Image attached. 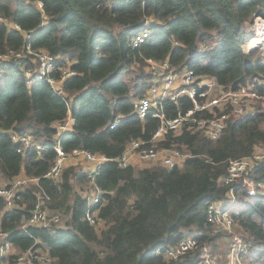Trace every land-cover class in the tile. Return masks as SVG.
<instances>
[{
	"label": "trees",
	"instance_id": "trees-1",
	"mask_svg": "<svg viewBox=\"0 0 264 264\" xmlns=\"http://www.w3.org/2000/svg\"><path fill=\"white\" fill-rule=\"evenodd\" d=\"M0 3L14 24L0 23V53L30 44L60 55L58 66L69 61L75 71L64 80L65 94H57L45 81L28 83L24 68H36L33 55L0 61V179L39 177L21 190L20 207L6 209L0 197V237L5 234L20 252L47 250L52 256L48 264H196L204 244L225 259L219 240L226 244L228 236L208 222L207 209L214 201L229 199L231 186L222 177L230 160L264 145L261 112L232 118L217 139L186 128L169 133L163 144L175 143L190 153L182 166L121 167L114 158L130 140L149 139L159 126L158 118L142 120L134 113V101L150 78L147 59L169 58L177 68L193 67L232 87L264 75V50L256 54L243 47L254 33L256 17L264 16V0ZM145 29L151 30L150 36L134 46L135 35ZM180 102L182 111L193 105L187 97ZM164 103L169 115L178 113L179 105ZM68 115L75 124L63 135V148L110 158L93 182L79 162L69 161L58 179L45 176L56 158L55 123ZM10 130L31 132L46 148L23 152ZM252 176L264 182V160ZM88 183L102 191V204L95 205L105 222L100 232L85 218L88 198L78 186ZM233 191L237 202L229 205L234 218L255 242L248 264H264V194H249L244 184ZM40 195L50 210L63 209L64 222L22 227L21 220L31 214ZM186 236L197 237L201 245L177 260L155 253L158 246Z\"/></svg>",
	"mask_w": 264,
	"mask_h": 264
},
{
	"label": "built area",
	"instance_id": "built-area-1",
	"mask_svg": "<svg viewBox=\"0 0 264 264\" xmlns=\"http://www.w3.org/2000/svg\"><path fill=\"white\" fill-rule=\"evenodd\" d=\"M0 23L14 25L4 15L1 3ZM150 34V29L139 31L133 39V45L140 46ZM254 38L257 40L253 41ZM243 47L246 52L258 48L264 50V16L256 17L254 33L246 40ZM29 55H33V61L37 62V66L34 69L24 68L28 83L45 81L57 94H65L64 80L75 71L69 61L68 65L58 66L60 55L46 49H35L29 44L20 50L10 49L0 53V61L12 58L23 60ZM146 61L150 78L145 92L134 101V113L142 120L149 116L158 118L160 123L149 139L137 138L128 142L123 153L114 158L121 167L140 166L146 161L158 162L167 168L182 166L190 153L175 143L163 144L169 133H179L186 128L192 132H199L207 138L217 139L229 126L232 118L255 115L257 112H261L264 116V75L232 87L218 82L209 75L196 73L193 67L177 68L169 58L160 60L149 58ZM182 97L192 101L193 105L187 111H182L180 107ZM165 100L179 105L176 115L168 114ZM118 122L119 119L110 123V127L114 128ZM74 124L75 120L71 115L55 123L56 142L53 148L56 151V158L45 176L58 179L67 163L76 160L84 166L88 165L87 171L93 182L102 164L110 158L88 149L66 151L62 145V137L65 132L74 129ZM1 131L3 130L0 128ZM9 135L13 141L21 145L19 149L23 152L28 148L38 151L46 148V144L36 140L31 132L10 130ZM263 160L264 145H256L251 154L230 160L227 173L222 177V182L231 186L229 199L214 201L207 209L208 222L228 236L226 258L220 260L219 254L214 252L209 244H204L196 264H248V257L255 247V242L245 237L229 204L237 202L233 188L240 184L248 187L249 194H264V182L258 183L252 176L254 169ZM38 180L39 177L28 175H19L10 181L0 179V197L5 200V208L20 207L21 190L29 183ZM101 193L99 188L85 193L88 198L85 218L96 228L100 219L99 208L95 205L101 202ZM46 204L47 198L40 195L31 214L21 220L22 227L62 223V213L59 210H50ZM200 245L197 237L186 236L176 243L158 246L155 253L163 255L167 260H177L181 255ZM51 261L52 256L47 250L29 249L20 252L11 240L6 239L5 234L1 233L0 264H48Z\"/></svg>",
	"mask_w": 264,
	"mask_h": 264
},
{
	"label": "rangeland",
	"instance_id": "rangeland-1",
	"mask_svg": "<svg viewBox=\"0 0 264 264\" xmlns=\"http://www.w3.org/2000/svg\"><path fill=\"white\" fill-rule=\"evenodd\" d=\"M256 51V54H258V53H262L261 52V49L260 48H258V49H256L255 50ZM71 162H74V163H76L77 164V162H76V160H71ZM79 164H81V163H79ZM81 165H83V164H81ZM154 165H161L160 163H158V162H153V161H146V162H143L142 164H140V166L139 167H144V166H154ZM83 167L85 168V167H88V165L87 166H84L83 165ZM78 189L79 190H82L83 191V194L84 193H87V192H89V191H91L92 190V185H91V183H88V184H84V185H79L78 186ZM60 211V210H59ZM62 211V212H61ZM61 213H62V223L64 222V219H65V214H64V212H63V209H61ZM232 211L234 212L235 210L232 208ZM62 223H60V224H62ZM103 228H105V222L103 221V220H100V222H99V224H98V226H97V230H98V232H100ZM221 241L219 240V246L221 247V249H222V251H224V256H226V252H227V247H228V243H226V244H223L222 242L220 243ZM214 250V249H213ZM218 253V252H217Z\"/></svg>",
	"mask_w": 264,
	"mask_h": 264
},
{
	"label": "crops",
	"instance_id": "crops-1",
	"mask_svg": "<svg viewBox=\"0 0 264 264\" xmlns=\"http://www.w3.org/2000/svg\"><path fill=\"white\" fill-rule=\"evenodd\" d=\"M85 169H86V170H88L89 168L85 167ZM80 191H81V192H82V194H83V191H82V190H80ZM83 195H84V196H86V194H85V193H84Z\"/></svg>",
	"mask_w": 264,
	"mask_h": 264
},
{
	"label": "bare ground",
	"instance_id": "bare-ground-1",
	"mask_svg": "<svg viewBox=\"0 0 264 264\" xmlns=\"http://www.w3.org/2000/svg\"><path fill=\"white\" fill-rule=\"evenodd\" d=\"M256 40H257L256 38L253 39V41H256Z\"/></svg>",
	"mask_w": 264,
	"mask_h": 264
},
{
	"label": "water",
	"instance_id": "water-1",
	"mask_svg": "<svg viewBox=\"0 0 264 264\" xmlns=\"http://www.w3.org/2000/svg\"><path fill=\"white\" fill-rule=\"evenodd\" d=\"M255 49H256V48H255ZM253 50H254V49H253ZM253 50H251V51H253ZM251 51H250V52H251Z\"/></svg>",
	"mask_w": 264,
	"mask_h": 264
}]
</instances>
